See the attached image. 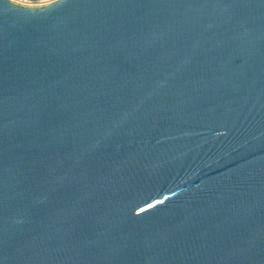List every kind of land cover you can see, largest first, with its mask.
<instances>
[{
    "label": "water",
    "instance_id": "1",
    "mask_svg": "<svg viewBox=\"0 0 264 264\" xmlns=\"http://www.w3.org/2000/svg\"><path fill=\"white\" fill-rule=\"evenodd\" d=\"M0 0V264H264V0Z\"/></svg>",
    "mask_w": 264,
    "mask_h": 264
},
{
    "label": "rangeland",
    "instance_id": "2",
    "mask_svg": "<svg viewBox=\"0 0 264 264\" xmlns=\"http://www.w3.org/2000/svg\"><path fill=\"white\" fill-rule=\"evenodd\" d=\"M14 1H17V2H20V3H23V4H42V3H45V2H38V3H27V2H23V1H20V0H14Z\"/></svg>",
    "mask_w": 264,
    "mask_h": 264
},
{
    "label": "clouds",
    "instance_id": "3",
    "mask_svg": "<svg viewBox=\"0 0 264 264\" xmlns=\"http://www.w3.org/2000/svg\"><path fill=\"white\" fill-rule=\"evenodd\" d=\"M9 3H14V0H9Z\"/></svg>",
    "mask_w": 264,
    "mask_h": 264
},
{
    "label": "built area",
    "instance_id": "4",
    "mask_svg": "<svg viewBox=\"0 0 264 264\" xmlns=\"http://www.w3.org/2000/svg\"><path fill=\"white\" fill-rule=\"evenodd\" d=\"M23 2H26V1H23ZM27 3H31V2H27Z\"/></svg>",
    "mask_w": 264,
    "mask_h": 264
}]
</instances>
